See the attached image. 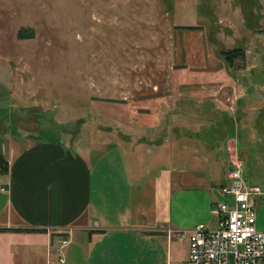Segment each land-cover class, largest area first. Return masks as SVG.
Instances as JSON below:
<instances>
[{
    "label": "rangeland",
    "instance_id": "rangeland-1",
    "mask_svg": "<svg viewBox=\"0 0 264 264\" xmlns=\"http://www.w3.org/2000/svg\"><path fill=\"white\" fill-rule=\"evenodd\" d=\"M242 3L0 0V137L35 134L72 142L92 130V137L105 139L120 125L101 120L103 112L136 127L140 114H131L137 100H214L221 106L240 100L241 108L264 100V36L253 39L264 33V24L257 23L262 16L253 3ZM246 8L255 11L250 27ZM235 12H242V21ZM23 28L31 37L18 38ZM233 47L245 53L229 67L220 51ZM91 114L96 121L76 125ZM240 132L243 147L247 141ZM226 147L229 163L239 149L232 139ZM257 153L252 174L246 165L243 173L251 183L264 184V154ZM30 263L46 264L39 257Z\"/></svg>",
    "mask_w": 264,
    "mask_h": 264
},
{
    "label": "crops",
    "instance_id": "crops-1",
    "mask_svg": "<svg viewBox=\"0 0 264 264\" xmlns=\"http://www.w3.org/2000/svg\"><path fill=\"white\" fill-rule=\"evenodd\" d=\"M252 3L262 16L257 23L264 24V0ZM254 12L250 17L256 24ZM241 13L235 12L242 21ZM260 35L264 33L253 39ZM239 101L221 106L214 100H137L131 114H140L136 127L103 112L105 120L120 125L105 139L90 133L81 136L84 140L74 136L72 142L35 134L0 137V227L46 230L0 232V264H31L38 257L46 264L187 262L186 243L172 232L200 222L215 226L212 206L223 199L218 186L228 166L223 148L211 152L196 150L186 140L177 142L170 125L189 118L218 121L225 112L236 124L248 122V140L239 150L252 174V160L257 152L264 154V109L251 104L240 112ZM254 204L256 226L264 230V194ZM60 238H68L63 262L55 253Z\"/></svg>",
    "mask_w": 264,
    "mask_h": 264
},
{
    "label": "built area",
    "instance_id": "built-area-1",
    "mask_svg": "<svg viewBox=\"0 0 264 264\" xmlns=\"http://www.w3.org/2000/svg\"><path fill=\"white\" fill-rule=\"evenodd\" d=\"M227 184L220 190L223 199L212 206L215 226L205 222L175 230L173 236L186 243L187 264H264V230L256 226L254 199L264 194V185L246 181L243 160L236 152L228 163ZM5 187H1L4 190ZM68 238H60L56 247L58 262Z\"/></svg>",
    "mask_w": 264,
    "mask_h": 264
},
{
    "label": "trees",
    "instance_id": "trees-1",
    "mask_svg": "<svg viewBox=\"0 0 264 264\" xmlns=\"http://www.w3.org/2000/svg\"><path fill=\"white\" fill-rule=\"evenodd\" d=\"M246 6H249L253 0H249V2H247L246 0H243ZM249 8H246V15H248V17L246 18V24L250 27L252 25L251 22V17L249 13ZM251 12V11H250ZM181 28L183 29H193L194 27L192 26H181ZM18 38H26V37H31V34H28L26 32V30L23 28L21 30L18 31L17 34ZM244 49L241 47H233V48H227V49H222L220 51V55L222 56L224 63L230 67V65L232 66L233 62L235 59L243 57L244 56ZM260 72H264L263 70H260ZM108 101H113L115 102V100H108ZM240 102V101H239ZM254 104L255 106H257V108L259 107L260 109H264V100H249V103L246 105V107H248V105ZM239 106V105H238ZM246 107L241 108L240 106L238 107V111L240 112H244L246 111ZM91 110V108H90ZM264 111V110H262ZM94 115V114H93ZM263 116V115H262ZM97 118V117H96ZM96 118L92 116L91 114V118L89 117L87 120L83 118H79L76 121V125L80 126L83 122H88V120L93 119V121H96ZM53 119V118H52ZM221 119V120H220ZM220 121H213V120H208V118L203 119H195V118H189L188 122H183V121H175L173 122L170 126V131L173 133V135L177 138V142H183L184 140H186L187 142L191 143L193 148L196 150H201V148L203 149L208 148L211 152L215 149L217 150V148H223L224 149V156L227 157V142L231 139L236 138V142H237V150L240 149L242 147V143H240V141L238 140V132L241 129V125L242 123L244 124L245 122H240L241 125H239L238 123L236 124L234 122V119L232 117V115H230L229 113L225 112L224 115H221L220 117ZM101 120H105L104 116L103 118H101ZM100 120V122H101ZM93 121H89V122H93ZM106 122L107 119H106ZM105 122V123H106ZM55 123V121H54ZM84 123V124H85ZM55 123V127H56ZM92 124V123H91ZM217 124V126L215 125ZM247 128H244V130H241L240 133L242 138L245 139L246 141L247 139V132L249 129V124L248 122L245 123ZM259 122H256L255 126L257 132H258V139H263L262 135L259 133ZM168 125V124H167ZM165 125V126H167ZM86 126V125H85ZM253 126V128L255 127ZM84 126L81 128V133L84 131ZM57 129V127H56ZM93 129V128H92ZM214 131V133L212 132V135L209 134V131ZM237 130V131H236ZM92 131V130H91ZM89 132L90 134H92V132ZM163 131H169V127H167L166 129L164 128ZM79 133V135L81 134ZM89 133H87V135H89ZM241 138V140H243ZM256 145L259 144V141H255ZM247 143V142H246ZM244 143V144H246ZM263 143V140H260V145ZM243 144V145H244ZM247 146V145H246ZM245 146V147H246ZM236 150V151H237ZM239 151H237L238 156L242 159V153ZM240 153V154H239ZM243 160V170H244V159ZM227 163V160H226ZM228 166V163H227ZM228 168V167H227ZM244 175V173H243ZM244 178L246 179V181H248V179L246 178V176H244ZM250 182V181H248ZM227 184V178L225 179L224 183H222L221 185H219V190ZM2 231H15V232H44L46 231L45 229H36V228H31V227H25V228H1L0 227V232Z\"/></svg>",
    "mask_w": 264,
    "mask_h": 264
}]
</instances>
